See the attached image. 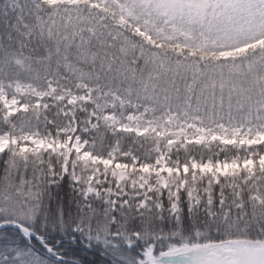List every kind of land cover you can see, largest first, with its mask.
Here are the masks:
<instances>
[{
  "label": "snow or ice",
  "instance_id": "6c2138e0",
  "mask_svg": "<svg viewBox=\"0 0 264 264\" xmlns=\"http://www.w3.org/2000/svg\"><path fill=\"white\" fill-rule=\"evenodd\" d=\"M89 253L264 264V0H0V264Z\"/></svg>",
  "mask_w": 264,
  "mask_h": 264
},
{
  "label": "trees",
  "instance_id": "16d2710c",
  "mask_svg": "<svg viewBox=\"0 0 264 264\" xmlns=\"http://www.w3.org/2000/svg\"><path fill=\"white\" fill-rule=\"evenodd\" d=\"M81 255H84V254H81ZM96 259H97V257L95 255L89 253L86 256V264H87V262H89V261H95ZM101 264H102V262H101Z\"/></svg>",
  "mask_w": 264,
  "mask_h": 264
}]
</instances>
